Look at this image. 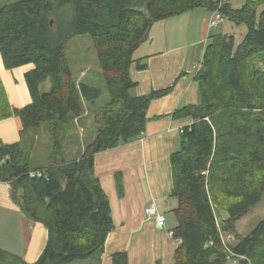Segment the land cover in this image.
<instances>
[{
	"label": "trees",
	"instance_id": "trees-1",
	"mask_svg": "<svg viewBox=\"0 0 264 264\" xmlns=\"http://www.w3.org/2000/svg\"><path fill=\"white\" fill-rule=\"evenodd\" d=\"M234 1L243 4L235 8ZM196 9L218 10L245 32L238 42L229 33L209 36L194 78L198 103L173 115L193 120L170 156L174 264H264V220L247 236L236 231L264 194V0L221 6L218 0H19L0 3V55L8 70L33 65L24 76L32 101L13 111L22 130L18 142L0 144V181L10 185L21 211L47 229V243L32 264L99 263L113 223L94 155L143 134L149 103L168 91L132 95L133 53L154 23ZM83 36L92 42L103 99L87 77L75 80L66 55V45ZM47 79L49 90L39 92ZM97 101L104 105L94 139L64 161L61 146L74 133L73 120ZM44 123H50L59 161L32 167L30 130ZM226 234L234 238L228 244L220 238ZM112 260L127 264L125 253ZM0 264L28 263L0 249Z\"/></svg>",
	"mask_w": 264,
	"mask_h": 264
},
{
	"label": "crops",
	"instance_id": "crops-1",
	"mask_svg": "<svg viewBox=\"0 0 264 264\" xmlns=\"http://www.w3.org/2000/svg\"><path fill=\"white\" fill-rule=\"evenodd\" d=\"M209 16L205 9H196L158 21L133 53L129 68L135 83L132 95L168 92L149 103L139 138L94 155V175L107 196L113 230L105 240L99 263L84 261L87 264H113L112 256L118 253L126 254L127 264H174L178 242L170 234L175 225L170 212L175 205L169 198L170 156L179 151L180 132L193 120L173 115L179 108L198 103L195 74L209 36L218 33L209 27ZM137 64L145 68L138 69ZM32 69V64L5 69L0 55V144L10 145L20 139L22 124L13 111L32 101L24 77ZM150 205L165 215L163 229L146 216ZM47 240V229L21 211L11 196L10 185L0 181V241H7L0 249L32 264Z\"/></svg>",
	"mask_w": 264,
	"mask_h": 264
},
{
	"label": "rangeland",
	"instance_id": "rangeland-1",
	"mask_svg": "<svg viewBox=\"0 0 264 264\" xmlns=\"http://www.w3.org/2000/svg\"><path fill=\"white\" fill-rule=\"evenodd\" d=\"M16 1L19 0H0V3ZM225 2L226 0H218L219 6ZM242 4L241 1L232 2V5L235 8L241 7ZM215 30L218 33L233 34L237 42L242 38L245 32L243 27H235L225 19ZM66 55L71 65L75 80L80 81L87 77L92 84L97 85L102 90L103 99L104 88L98 74L99 68L90 38L88 36H83L71 40L66 45ZM49 88L50 81L47 79L39 86V92H47ZM103 105V101H97L92 106L85 104L82 115L73 120L75 128V130H73L74 133L70 135L68 134L69 141L63 143L61 146V158L64 161L74 160L77 157V154L92 142L96 133V128L101 124ZM31 131L32 134H30V136L34 139V148L30 155L32 167L53 166L55 162L59 161V158H56L53 155L50 123H44ZM69 154L71 157H69ZM62 185L64 186V181H62ZM218 214L220 218H224L225 215H227L223 210H218ZM262 220H264V194L261 201L237 221L236 231L241 236H247ZM5 243H7V241H0V244ZM85 263L87 264L89 262H76L74 264ZM227 264H234V261L229 260Z\"/></svg>",
	"mask_w": 264,
	"mask_h": 264
},
{
	"label": "built area",
	"instance_id": "built-area-1",
	"mask_svg": "<svg viewBox=\"0 0 264 264\" xmlns=\"http://www.w3.org/2000/svg\"><path fill=\"white\" fill-rule=\"evenodd\" d=\"M224 18L220 14L218 10L211 12L209 17V27L210 28H217L222 22ZM145 214L147 217L152 218L154 223L158 229H163L165 226V215L156 208L155 205H150L145 209ZM171 234V233H170ZM222 242L224 244H228L233 241V235L226 234L220 236Z\"/></svg>",
	"mask_w": 264,
	"mask_h": 264
}]
</instances>
